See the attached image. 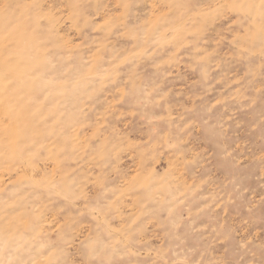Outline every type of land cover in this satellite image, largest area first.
Returning a JSON list of instances; mask_svg holds the SVG:
<instances>
[{
	"label": "rangeland",
	"instance_id": "374dc122",
	"mask_svg": "<svg viewBox=\"0 0 264 264\" xmlns=\"http://www.w3.org/2000/svg\"><path fill=\"white\" fill-rule=\"evenodd\" d=\"M0 264H264V0H0Z\"/></svg>",
	"mask_w": 264,
	"mask_h": 264
}]
</instances>
